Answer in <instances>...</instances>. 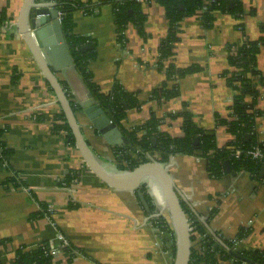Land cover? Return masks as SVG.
<instances>
[{
  "label": "crops",
  "instance_id": "crops-1",
  "mask_svg": "<svg viewBox=\"0 0 264 264\" xmlns=\"http://www.w3.org/2000/svg\"><path fill=\"white\" fill-rule=\"evenodd\" d=\"M25 1L0 0V9L9 17L8 25L0 30V129L11 151L8 164L0 166V264H15L21 248L32 250L42 243L60 247L59 234L75 250L61 249L53 264H174L172 242L159 236L153 214L145 210L136 189L108 184L87 164L65 110L21 32L19 18ZM46 1L56 4V0ZM89 1L98 0H82ZM239 1L242 14L216 11L211 27L197 16L184 18L173 56L161 64L159 46L169 31V19L158 1L143 4L144 33L129 23L122 39L111 4L101 5L94 14L73 13L74 33L94 42L97 55L89 68L101 91L108 93L120 84L139 101V107L127 110L124 126L140 125L154 114L162 119V131L181 136L178 114L187 110L199 127L215 133L218 146L231 141L227 126L216 122L218 116L229 115L236 93L223 75L229 68V47L246 36H264V0ZM58 56L64 64L65 55ZM169 63L177 68L199 65L202 70L178 81L177 97L158 98L157 91L177 83L168 79ZM258 64L264 72V48ZM55 74L71 95L70 102L81 107L72 109L93 155L110 170L120 171L115 148L127 144L117 142L125 134L97 111L90 116L85 113V108L99 102L76 68ZM259 89L257 107L263 113L257 118L256 130L264 141V85ZM65 124L70 131L57 130V125ZM164 166L181 201L194 215L207 220V229L220 243L234 240L233 248L239 251L264 248L263 182L247 171L226 170L219 178L211 177L207 160L192 154L171 156ZM73 172L79 177L69 184L66 178ZM143 185L152 195L156 184L146 180ZM241 227L251 231L237 239ZM217 264L237 263L219 259Z\"/></svg>",
  "mask_w": 264,
  "mask_h": 264
},
{
  "label": "trees",
  "instance_id": "trees-1",
  "mask_svg": "<svg viewBox=\"0 0 264 264\" xmlns=\"http://www.w3.org/2000/svg\"><path fill=\"white\" fill-rule=\"evenodd\" d=\"M165 8L169 19V31L159 46L160 64L169 60L174 53L175 43L179 40L180 22L189 16L199 14L203 25L211 27L214 24V13L216 11L238 15L243 13L239 0H156ZM207 2L210 5L207 9L204 6ZM111 4L115 22L118 26L120 39L127 27V24L134 23L141 34L144 33L143 27L146 20V14L143 12V3L138 0H98L95 3L91 1L85 3L82 0H56L58 9L62 12V26L66 41L74 60L78 72L81 74L84 82L91 91L95 100L105 109L111 112L112 120L120 127L128 139L124 146L115 148V162L122 171L134 170L135 168L150 163L153 158L159 163H166L171 156L176 154L198 155L207 160V171L211 177L219 178L226 173L225 162L229 161L232 173L247 171L252 178L264 183V141L258 136L256 130L257 118L262 115V111L257 107L260 96V85H264V72L259 68L258 55L264 48V36L257 39L245 37L238 44H232L229 47V68L223 72L229 85L236 91L233 102L230 106V112L227 117H217V125H226L233 138L225 146L220 147L217 144L215 133L199 127L190 111H182L178 114L182 118L183 135L171 136L161 130L162 119L154 114L146 122L126 127L123 120L126 117L127 110L139 107V101L134 94L126 91L120 84H116L113 89L106 93L101 91L94 80L93 73L89 64L96 58V49L83 51L85 46L93 44L90 38L77 36L74 33L73 13L76 10H82L85 14H94L101 5ZM9 17L4 9H0V30L8 25ZM244 30V25H241ZM167 75L169 80H177L170 86L165 85L157 91L156 97L173 98L179 95L178 81L187 74L201 71L199 65H191L186 68H177L173 63L167 66ZM71 99V95L67 94ZM74 111L81 109L80 105L71 102ZM177 116V115H175ZM64 119V118H62ZM57 130L70 129L69 125H57ZM70 131V130H69ZM74 140V139H73ZM258 148L260 156L254 157L252 151ZM241 150L239 156L236 151ZM157 154V156L155 155ZM11 151L6 147L2 140V129H0V166L8 164ZM79 175L73 172L66 178L67 183L73 179H78ZM147 201L149 202L151 212L155 213L158 208L149 194L146 185H139ZM186 215L195 220L197 229L202 233V244L204 251L198 252L191 248V258L189 264H217L219 259H235L237 264H247L242 260L236 259L222 243L216 239V235L209 232L206 225L200 222L193 214L188 205L181 201ZM215 209L212 210L214 213ZM155 226L165 230L167 235L165 241L172 242L174 257H176V240H172L169 235L174 236L173 227L168 219L162 214L152 219ZM250 228L241 227L237 234V239H242L250 233ZM191 236V241L194 240ZM174 239V240H173ZM2 242H0L1 244ZM230 248L234 247L232 241L225 242ZM51 246L47 243L40 244L32 250L21 248L17 251L15 264H53V255ZM67 251L75 250L72 244L65 248ZM241 254L251 260L264 264V248L256 250L240 251Z\"/></svg>",
  "mask_w": 264,
  "mask_h": 264
},
{
  "label": "water",
  "instance_id": "water-1",
  "mask_svg": "<svg viewBox=\"0 0 264 264\" xmlns=\"http://www.w3.org/2000/svg\"><path fill=\"white\" fill-rule=\"evenodd\" d=\"M59 13L60 10L55 3L50 4L46 0L43 2L26 0L19 18V26L25 40L32 49L47 80L55 90L65 110L79 149L87 164L102 180L115 187L136 189L140 202L149 213L151 212L149 202L138 186L143 185L146 180H151L160 188L165 208L168 209L178 234L177 252L174 264H189L191 258V232L187 215L183 210L181 199L174 186L172 177L164 164L152 161L134 170L114 172L97 160L83 139L69 97L55 74L56 71L76 68L70 47L66 41L62 22L59 19ZM93 48L94 45L91 44L85 46L82 50L87 51ZM59 53L65 55L66 60L64 64L59 62ZM93 111H97L99 116L107 117L110 122H113L110 118V110H105L96 101L92 106L85 108V113L89 114V116ZM117 142L119 144L128 143V139L126 136L121 135ZM225 165L227 173H231L229 161H226ZM263 174L264 167L262 168V175ZM222 245L228 249L236 259L242 260L247 264H261L244 256L239 250L230 248L225 242H222Z\"/></svg>",
  "mask_w": 264,
  "mask_h": 264
},
{
  "label": "built area",
  "instance_id": "built-area-1",
  "mask_svg": "<svg viewBox=\"0 0 264 264\" xmlns=\"http://www.w3.org/2000/svg\"><path fill=\"white\" fill-rule=\"evenodd\" d=\"M138 1L141 2V3H143V4H145V3L148 2L149 0H138ZM209 5H210V2H207L206 5L204 6V9H207V7H208ZM194 16H197V17L200 18V15H199V14H195ZM59 19H60V21H61V19H62V12H61V11H60V13H59ZM123 34H124V32H123ZM241 153H242L241 150H237V151H236V155H237V156H239ZM252 154H253L254 157H259V156H260V150H259L258 148H255V149L252 151ZM153 161L157 162L155 158H153ZM76 182H77V179H73V180H72V183H76ZM161 215H162V213L156 212V213H153V216H151V217H152V219H153V218H155V217H159V216H161ZM196 216H197V215H196ZM197 218H198V220H199L200 222L204 223L205 225L207 224V220H205L204 217L198 215ZM187 220H188V224H189V228H190L191 236H194V237H195L194 240L191 241V248H194V250H196V251L202 253V252L204 251V249H205V248L203 247V244H202V238H203L204 235H202V233H200L199 230L197 229V225H196L195 220H192V218L189 217L188 215H187ZM205 221H206V222H205ZM154 225H155V224H154ZM209 232H210V231H209ZM210 233H211V232H210ZM158 234H159L160 237H164L165 235H167V234L165 233V230H162V229H160V228H158ZM212 234H214V233H212ZM215 237H216V239H217L219 242H221V241L219 240L220 238H219L218 236H215ZM59 240L61 241V245H60V247H58V248L51 247V248H52V250H51V254L53 255V257H54L55 254H57L58 252H60L61 249H65V248L69 247V245L71 244V243L69 242V240H68L63 234H59ZM233 242L235 243L234 240H233ZM234 249H235V248H234Z\"/></svg>",
  "mask_w": 264,
  "mask_h": 264
},
{
  "label": "rangeland",
  "instance_id": "rangeland-1",
  "mask_svg": "<svg viewBox=\"0 0 264 264\" xmlns=\"http://www.w3.org/2000/svg\"><path fill=\"white\" fill-rule=\"evenodd\" d=\"M114 172H118V170H115V169H112ZM122 171V170H120ZM152 198H153V201L154 203L156 204L158 210L157 212L161 211L162 214L168 219V221L170 222V224L172 225L173 227V231H174V236L172 235H169L168 237L172 240V238L176 239V247H177V241H178V234H177V231L175 229V226H174V223L172 221V218L170 216V213L168 211L167 208H165V204H164V201H163V198H162V193H161V190L160 188H158L156 185L155 186H152ZM173 239V240H174Z\"/></svg>",
  "mask_w": 264,
  "mask_h": 264
}]
</instances>
